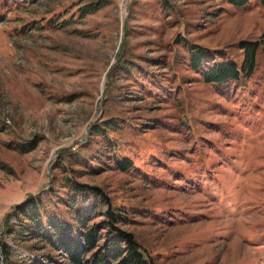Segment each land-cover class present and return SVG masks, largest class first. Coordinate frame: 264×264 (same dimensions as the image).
<instances>
[{
  "label": "rangeland",
  "instance_id": "374dc122",
  "mask_svg": "<svg viewBox=\"0 0 264 264\" xmlns=\"http://www.w3.org/2000/svg\"><path fill=\"white\" fill-rule=\"evenodd\" d=\"M262 35V0H0V264L61 260L22 240L16 208L56 206L68 177L126 211L157 264H264V56L215 86L188 52L241 63Z\"/></svg>",
  "mask_w": 264,
  "mask_h": 264
},
{
  "label": "trees",
  "instance_id": "16d2710c",
  "mask_svg": "<svg viewBox=\"0 0 264 264\" xmlns=\"http://www.w3.org/2000/svg\"><path fill=\"white\" fill-rule=\"evenodd\" d=\"M224 1L243 8L251 0ZM262 4L264 6V0ZM104 6L93 2L79 9V13L82 17L92 15ZM238 49L243 56L241 63L225 60L207 47L192 45L188 49L190 67L205 83L215 86L248 80L256 72L259 55L264 56V35L257 40L241 41ZM104 126L103 132L112 125ZM103 132L96 131L97 135H105ZM115 164L124 173L134 167L129 157L117 159ZM65 180L64 193L56 195V206L45 199L40 202L30 199L16 208L23 241L35 240L44 248L58 252L61 260L44 257L49 264H157L135 236L123 228L126 211L114 207L100 189L75 184L70 177ZM105 205L106 210L100 209ZM97 218L102 219L96 222ZM32 262L48 264L40 259Z\"/></svg>",
  "mask_w": 264,
  "mask_h": 264
}]
</instances>
